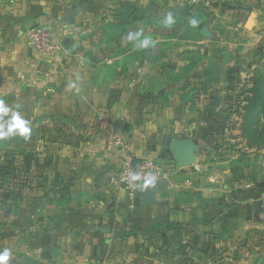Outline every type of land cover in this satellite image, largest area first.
<instances>
[{"label":"crops","instance_id":"obj_1","mask_svg":"<svg viewBox=\"0 0 264 264\" xmlns=\"http://www.w3.org/2000/svg\"><path fill=\"white\" fill-rule=\"evenodd\" d=\"M251 1L0 0V100L31 122L25 156L49 186L47 201L23 205L11 222L9 264H239L240 242L264 228L256 214L264 186L256 200L253 183L241 180L255 162V121L245 137L230 135L244 113ZM126 3L134 7L128 22ZM39 25L53 29L60 50L29 44ZM130 31L153 44L137 47ZM120 136L166 162L155 203L135 206L109 183ZM168 137L192 139L195 161L178 166ZM236 140L247 151H234Z\"/></svg>","mask_w":264,"mask_h":264},{"label":"rangeland","instance_id":"obj_2","mask_svg":"<svg viewBox=\"0 0 264 264\" xmlns=\"http://www.w3.org/2000/svg\"><path fill=\"white\" fill-rule=\"evenodd\" d=\"M251 4L257 11V18L251 25L252 32L242 48L246 68H241L240 71L243 77L239 85V104L244 106L250 99H257L264 108L262 103L264 99V0H252ZM257 122L255 145L250 146V154L255 162L252 170L241 176V180H249L253 183L255 194L264 186V117L261 115ZM244 124L241 114L233 117L230 135L237 139L245 137ZM24 141L21 137L0 140V251L11 244L17 229L14 228V230L10 225L11 222L23 217V205H41V202L46 200V195H49V186L39 178L38 167L34 169V163H30L25 156ZM234 143L235 146L232 147L234 151H247L242 140H236ZM216 149H218L216 146L207 147V151L215 152ZM228 149L229 147H226L227 151ZM254 198L257 200L258 194ZM44 204L56 205L57 203L54 200L53 202L48 200ZM256 212L259 217L264 218V209ZM251 235L254 241L240 242L242 245L237 253V262L264 264V228L255 226Z\"/></svg>","mask_w":264,"mask_h":264},{"label":"built area","instance_id":"obj_3","mask_svg":"<svg viewBox=\"0 0 264 264\" xmlns=\"http://www.w3.org/2000/svg\"><path fill=\"white\" fill-rule=\"evenodd\" d=\"M27 39L29 44L42 54L54 53L62 47L55 42L53 29L49 25L31 28L27 32ZM116 141L120 164L108 181L111 185L126 190L132 201L141 190L153 185L145 188L143 185L146 179L154 177V184L167 179L166 162L162 158L147 154L139 155L137 150L121 136Z\"/></svg>","mask_w":264,"mask_h":264},{"label":"clouds","instance_id":"obj_4","mask_svg":"<svg viewBox=\"0 0 264 264\" xmlns=\"http://www.w3.org/2000/svg\"><path fill=\"white\" fill-rule=\"evenodd\" d=\"M175 22L173 13L169 12L164 18V23L171 26ZM199 21L196 18H190L192 27H196ZM142 31H130L127 34L128 41H134L136 46L142 49L149 48L153 41L148 36H143ZM32 127L31 122L28 121L19 108H12L8 106L3 100H0V140H8L16 137H21L24 140L31 138ZM138 179V177H137ZM155 183V178H148L145 180L144 187H148ZM11 252L9 249L0 251V264H9L11 259Z\"/></svg>","mask_w":264,"mask_h":264},{"label":"water","instance_id":"obj_5","mask_svg":"<svg viewBox=\"0 0 264 264\" xmlns=\"http://www.w3.org/2000/svg\"><path fill=\"white\" fill-rule=\"evenodd\" d=\"M134 10L131 3H126L124 6V21L128 22L130 16ZM207 27L203 28V33H205ZM224 60L227 62L229 60V53H224ZM196 144L192 139H173L168 137L166 140L165 151L172 153L176 161V164L180 167L184 166L188 162L195 161ZM172 157V156H171ZM160 191L159 183L153 184L146 189L141 190L138 195L134 198L133 202L135 206L140 205H150L156 202L157 193Z\"/></svg>","mask_w":264,"mask_h":264},{"label":"trees","instance_id":"obj_6","mask_svg":"<svg viewBox=\"0 0 264 264\" xmlns=\"http://www.w3.org/2000/svg\"><path fill=\"white\" fill-rule=\"evenodd\" d=\"M259 103L261 102L258 101L257 99L256 100L250 99L249 103L243 106L244 113L242 114V116L245 123L244 124L245 133L247 132V130H249L248 128L252 126L253 120L255 121V124H257L258 123L257 121L260 118V116L262 115L264 117V108L263 106H261L262 104L260 105ZM262 103L264 104V99Z\"/></svg>","mask_w":264,"mask_h":264}]
</instances>
